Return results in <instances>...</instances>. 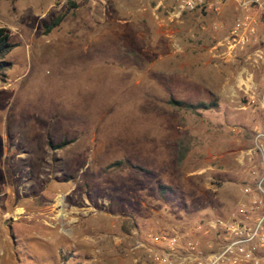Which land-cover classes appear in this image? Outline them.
<instances>
[{"label":"rangeland","instance_id":"374dc122","mask_svg":"<svg viewBox=\"0 0 264 264\" xmlns=\"http://www.w3.org/2000/svg\"><path fill=\"white\" fill-rule=\"evenodd\" d=\"M139 5L0 1L16 44L0 72V264H132V231H185L247 181L237 158L264 116L242 85L256 105L264 65L218 64L209 31L193 42Z\"/></svg>","mask_w":264,"mask_h":264},{"label":"built area","instance_id":"2783aa9c","mask_svg":"<svg viewBox=\"0 0 264 264\" xmlns=\"http://www.w3.org/2000/svg\"><path fill=\"white\" fill-rule=\"evenodd\" d=\"M138 1L139 7H153L150 14L157 24L179 23L183 15L193 12L219 15L221 9L233 7L235 16L227 26L216 20L210 23L211 58L227 64L251 56L264 65V0ZM163 7L166 15L159 19L157 9ZM242 86L247 106L258 107L264 116V82L254 106L256 88ZM237 161L247 174L238 201L185 231L182 227L132 231L128 249L132 264H264V131L254 134L252 147L241 152Z\"/></svg>","mask_w":264,"mask_h":264},{"label":"crops","instance_id":"0c3cea01","mask_svg":"<svg viewBox=\"0 0 264 264\" xmlns=\"http://www.w3.org/2000/svg\"><path fill=\"white\" fill-rule=\"evenodd\" d=\"M197 13L198 12L185 14V15H183L181 17V20L179 22V23H182L181 25H183L182 26L183 29H188L187 31H188V33H190V37H196V38H194L193 42H197L198 40L200 41V39L204 38L205 36L207 37L208 31H209L210 34H212L210 29L208 30V26L206 28L200 27L202 29H199L198 31L196 30L197 24H200L202 22H204L206 24H209L207 18H202ZM234 16H235V13L233 11V7H225L223 9H221L219 15H211L213 20L216 19V21H219L220 23L224 24L225 26H227V24L230 23L233 20ZM117 22H120V21L117 20ZM198 28H199V26H198ZM191 30L192 31H196L197 33H200V34H198V35L196 34V36H194L195 33H193V32L191 33ZM203 57H204L203 54H199V53H194L193 54V59L198 61L199 65L202 68L207 69L208 62H204V63L200 62L203 59ZM209 73H210V71H209ZM214 73L217 74L218 71L215 70ZM227 192L230 193V195H234V198L231 197L232 201H234V203L241 198V194L239 193V189H237V187H234V188L230 187L229 190H227ZM226 199H228V197L226 198V196H224L223 200L227 201ZM225 201H224V203H226ZM230 201L231 200H229L227 202H230Z\"/></svg>","mask_w":264,"mask_h":264},{"label":"trees","instance_id":"16d2710c","mask_svg":"<svg viewBox=\"0 0 264 264\" xmlns=\"http://www.w3.org/2000/svg\"><path fill=\"white\" fill-rule=\"evenodd\" d=\"M1 1V0H0ZM70 7H73V4L69 3ZM60 19L55 18L53 19L48 25L44 26V33L49 32L51 29L55 28ZM16 47V44L12 41L11 33L8 29L0 26V72H3L4 70L9 68V63L5 62L3 58L12 51ZM174 106L183 107L186 109H191L194 106L188 103L180 102V101H169ZM199 107V105L197 106ZM202 105H200L199 108H201ZM162 190H166L165 187H161Z\"/></svg>","mask_w":264,"mask_h":264},{"label":"bare ground","instance_id":"6f19581e","mask_svg":"<svg viewBox=\"0 0 264 264\" xmlns=\"http://www.w3.org/2000/svg\"><path fill=\"white\" fill-rule=\"evenodd\" d=\"M59 205L60 204V202H59V200H56V205ZM56 207V206H55ZM20 211V210H19ZM19 213H21V212H19Z\"/></svg>","mask_w":264,"mask_h":264}]
</instances>
